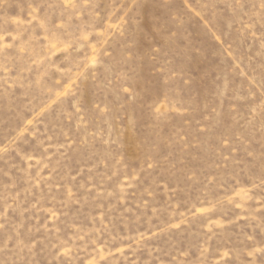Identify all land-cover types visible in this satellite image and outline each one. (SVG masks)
<instances>
[{
    "label": "rangeland",
    "instance_id": "obj_1",
    "mask_svg": "<svg viewBox=\"0 0 264 264\" xmlns=\"http://www.w3.org/2000/svg\"><path fill=\"white\" fill-rule=\"evenodd\" d=\"M0 264H264V0H0Z\"/></svg>",
    "mask_w": 264,
    "mask_h": 264
}]
</instances>
